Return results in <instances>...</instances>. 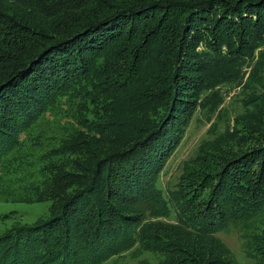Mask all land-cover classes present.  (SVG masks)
I'll list each match as a JSON object with an SVG mask.
<instances>
[{"label":"trees","instance_id":"obj_1","mask_svg":"<svg viewBox=\"0 0 264 264\" xmlns=\"http://www.w3.org/2000/svg\"><path fill=\"white\" fill-rule=\"evenodd\" d=\"M189 69L210 72L209 81L187 77ZM224 83L238 88L245 111L234 128L200 145L237 132L240 144L257 145L216 160L218 172L208 177L210 186L199 182L197 194L194 187L181 195L182 182L163 187L160 172L193 113L184 107ZM55 101L88 119V139L67 149L91 157L86 174L65 182L58 170L67 161L55 159L65 156L47 155L35 191L65 188L62 214L44 221L39 235L27 233L40 230L31 226L5 232L0 264H98L146 243L144 222L157 215L198 236L240 226L250 264H264V0H0V145L17 149L6 133L25 131ZM194 156L199 170L211 167V156ZM72 185L82 188L70 196ZM114 198L130 211L113 206ZM182 260L169 253L164 264H190Z\"/></svg>","mask_w":264,"mask_h":264},{"label":"rangeland","instance_id":"obj_2","mask_svg":"<svg viewBox=\"0 0 264 264\" xmlns=\"http://www.w3.org/2000/svg\"><path fill=\"white\" fill-rule=\"evenodd\" d=\"M203 22L205 21L202 20ZM199 23H201V20H199ZM211 71L214 72V69ZM186 72V76L191 79L199 77L202 81L204 77H207L209 81L210 72L205 73L202 69ZM217 72H219V69L215 71L214 75ZM198 86L204 87L202 82ZM208 88L209 86H207ZM207 89L201 95H196L193 101H190L184 107L187 112L193 113L187 121L188 124L180 143L165 162L159 175V182L163 187L172 189L179 182H182L184 187L180 189L182 190L180 194L183 196L189 190H193L194 187L197 190V194L199 182L200 188L205 185V187L207 185L210 186V182L207 180L208 177L213 176L214 172L219 170L216 160L223 159V161H227L234 156L240 155L242 151L247 150L251 146L257 145L246 141L240 144V141H243L241 139L242 133L238 134L236 129L235 138L212 143V145L207 143H205L207 145H200L203 141L212 142L213 139H217V135L225 133L226 129L234 128V117L240 116L245 111V107L240 100L241 94L238 93V88L234 89L232 84H218ZM80 114L82 115L83 113ZM87 122L88 119H82L69 103L55 101L51 106L42 108L33 123L24 128L25 131L20 130L19 133L14 134V131L11 130V133H6V141L9 143L14 141L15 144L12 143L11 147L17 149L12 152L10 150L6 151L9 145H0L3 152L0 155V238L5 236V232L16 226H31L29 228L37 229L40 228L44 221L52 220L55 215L62 214L57 208L61 202L59 196L64 192L63 189L65 188L62 189L50 184L47 186L49 189L47 190L46 188L40 194L35 191V185L39 182L36 178L39 176L40 167L49 160L47 155L60 151L65 157L56 155L55 159H65L67 162L65 163L66 165L59 167V178H64L63 180L66 182V180L84 177L86 174L85 169L87 168L86 160L91 157L86 154H78L77 152L67 153V149L69 148V143H75L76 148L82 146L79 143L85 140L86 134L83 126ZM244 123L240 119L238 127H243ZM75 133H80L82 136L71 140L70 137ZM16 135H18L17 138H15ZM198 153L202 154L199 160H204L211 156V167H202V170L198 169L197 163H193L194 155ZM219 162V164L224 163L221 160ZM33 166L37 167V169L32 174L29 175L25 172L27 168H32ZM33 176H35V179L32 178ZM80 188L82 187H74L72 185L71 189H66L65 193L71 196V192ZM103 189L106 188L104 187ZM201 199L202 197L199 198L196 195V202H202ZM203 203L206 204L205 201ZM203 203H198V205L203 207ZM114 205H117L120 211H130L128 208H123L126 206L124 200L114 198ZM258 219L261 224L257 220L259 228L264 231V213ZM144 223L145 237L149 239L146 243H136L130 248L102 260L98 264H164L169 253H174L177 261L181 259L186 261L187 259L190 264H250L251 262L246 251L242 248L244 228L242 229L240 226L230 225L228 228L217 230L211 235L198 236L185 230L180 224L175 223L173 218L168 220L161 215L148 218ZM47 228H50V226H47ZM54 229L56 230V228ZM42 231L43 229L41 230L40 228L37 231L29 230L27 233L35 236L41 234ZM55 233L56 231L50 232L52 236ZM6 242L8 240H4L3 244L5 245ZM262 243L264 245V240ZM164 244H166L168 252H156L153 250L154 247ZM53 257L55 260L61 258L58 255ZM79 260L80 258H78ZM78 261H74L73 264ZM35 262L40 264L41 259L36 258Z\"/></svg>","mask_w":264,"mask_h":264}]
</instances>
